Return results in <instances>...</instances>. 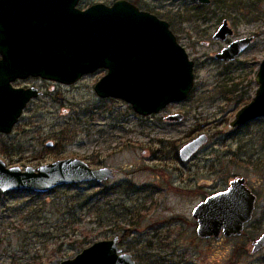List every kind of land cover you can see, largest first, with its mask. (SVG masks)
Segmentation results:
<instances>
[{"label": "rangeland", "instance_id": "rangeland-1", "mask_svg": "<svg viewBox=\"0 0 264 264\" xmlns=\"http://www.w3.org/2000/svg\"><path fill=\"white\" fill-rule=\"evenodd\" d=\"M115 1L81 0L79 7ZM128 1L169 23L194 61V87L185 101L142 116L124 100L98 96L94 87L105 69L72 85L16 80L15 87L42 94L27 104L10 134L0 133V158L9 167L79 158L117 173L45 194L0 191V264H61L115 236L137 264H264V247L253 252L264 235V117L230 127L259 87L264 1L225 0L200 15L196 0ZM225 19L235 33L215 39ZM246 37L255 39L234 61L215 57ZM178 112L183 121L167 120ZM202 134L207 142L183 161L181 148ZM238 177L257 197L252 220L241 235L200 238L193 210Z\"/></svg>", "mask_w": 264, "mask_h": 264}, {"label": "water", "instance_id": "water-1", "mask_svg": "<svg viewBox=\"0 0 264 264\" xmlns=\"http://www.w3.org/2000/svg\"><path fill=\"white\" fill-rule=\"evenodd\" d=\"M210 5L212 0H196ZM81 0H0V133L10 134L27 104L42 92L36 87H15L18 79L40 77L72 85L100 69L107 73L94 90L102 98L129 103L142 116L160 113L168 105L185 101L195 82L194 61L178 42L166 20L141 10L128 0L112 5L95 3L86 9ZM234 29L225 19L215 39L225 40ZM253 37L236 39L215 56L234 61ZM259 87L253 100L236 114L230 127L238 128L264 117V59L256 75ZM181 121L182 114L167 117ZM208 140L202 134L184 145L187 161ZM116 169L93 168L79 158H66L37 168L9 167L0 158V191L27 190L45 194L56 188L112 180ZM256 195L238 177L225 190L206 197L193 210L197 235L219 239L241 235L256 208ZM264 247V235L253 252ZM61 264H137L119 245V237L100 240Z\"/></svg>", "mask_w": 264, "mask_h": 264}, {"label": "trees", "instance_id": "trees-1", "mask_svg": "<svg viewBox=\"0 0 264 264\" xmlns=\"http://www.w3.org/2000/svg\"><path fill=\"white\" fill-rule=\"evenodd\" d=\"M252 1H254V0H252ZM259 1H264V0H259ZM226 4V2H225V0H212V3H211V5H209V6H206V5H197L196 7H195V10L199 13L198 15H200V14H206V13H208L209 12V8L212 6V5H215V6H217V7H223V5H225ZM254 5H256V4H254ZM235 90V89H234Z\"/></svg>", "mask_w": 264, "mask_h": 264}, {"label": "flooded vegetation", "instance_id": "flooded-vegetation-1", "mask_svg": "<svg viewBox=\"0 0 264 264\" xmlns=\"http://www.w3.org/2000/svg\"><path fill=\"white\" fill-rule=\"evenodd\" d=\"M129 2H130V1H129ZM196 2H197V1H196ZM137 3H138V2H137ZM197 3H198V2H197ZM132 4H134V3H132ZM199 4H200V3H198V5H199ZM134 5H136V4H134ZM200 5H202V4H200ZM206 6H209V5H206ZM229 24H230V26H231V23H230V22H229ZM231 27H232V26H231ZM232 28H233V27H232ZM233 29H234V28H233ZM234 33H235V30H234ZM213 37H214V36H213ZM226 39H227V38H226ZM226 39H225V40H226ZM240 39H241V38H240ZM254 39H255V38H254ZM254 39H253V40H254ZM224 48H225V47H224ZM221 51H222V50H221ZM245 51H246V50H245ZM216 54H217V53H216ZM216 54H215V55H216ZM215 57H216V56H215ZM237 58H238V57H237ZM237 58H236V59H237ZM231 62H232V61H231ZM225 63H227V62H225ZM228 63H229V62H228ZM174 114H182V113H179V112H178V113H174ZM170 115H173V114H170ZM182 115H183V119H182L181 121H183L184 118H185V115H184V114H182ZM169 121H170V120H169ZM116 172H117V170H116Z\"/></svg>", "mask_w": 264, "mask_h": 264}]
</instances>
